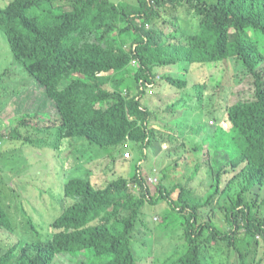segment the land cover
Here are the masks:
<instances>
[{"label":"trees","instance_id":"1","mask_svg":"<svg viewBox=\"0 0 264 264\" xmlns=\"http://www.w3.org/2000/svg\"><path fill=\"white\" fill-rule=\"evenodd\" d=\"M159 23H169L172 29L165 33ZM0 30L10 46L9 54L46 91L58 112L57 120L47 123L48 136L35 127L28 129L37 125L34 115L20 118L11 132H0L4 168L31 167L25 148L2 151L10 138L24 139L30 147H49L61 155L63 143L69 141L72 147L61 162L63 170L59 167L60 196H55L51 181L49 190L41 188L31 194L29 210L26 202L21 203L20 219L0 201V237L10 232L15 239L9 244L0 238V264H52L58 255L88 264H143L146 257H137L143 250L132 242L135 228L147 227L143 207L161 202L169 208L158 230L165 233V239L175 232L183 241L164 264H205L206 248L215 244L235 252L237 264H261L257 256L259 247L264 249V197L259 203L256 191L264 189V76L257 66L264 44V0H137L133 4L14 0L0 10ZM230 60L248 66L254 92L250 99H240L227 109L229 126L220 121L217 128L198 124L194 133L202 141L196 149L204 150L208 142L211 158L207 164L213 161V165L206 170L207 166L198 164L188 185L178 183L170 189L164 180L174 167L168 166L153 188L142 162L156 139L151 128L155 109L147 97L148 89L156 84L154 69L166 63L218 65ZM6 72L1 68L0 80ZM161 80L181 89L188 86L184 78L162 76ZM197 88L203 104L204 87ZM4 93L20 95L16 89H4ZM186 96L181 93L179 101L169 107L171 116L175 108H185ZM3 101L7 105L8 97ZM37 118L45 122L48 117ZM87 142L93 151L113 148L104 151L112 162L117 154L124 157L126 151L137 152L129 177L96 188L92 176L71 175L74 155L91 157L88 150L77 148ZM203 168L209 186L205 190L202 185L201 192L206 193L197 195L193 186ZM39 173L38 181L44 180V171ZM230 173L233 176L224 189L241 183L231 197L221 187L223 176ZM38 192L43 201L49 199L48 207L37 201ZM216 199L224 209L226 229L213 218L202 217L203 208L213 209ZM43 206L52 213L48 227L36 223ZM145 246L147 241L142 243ZM147 251L152 252L150 247Z\"/></svg>","mask_w":264,"mask_h":264},{"label":"rangeland","instance_id":"2","mask_svg":"<svg viewBox=\"0 0 264 264\" xmlns=\"http://www.w3.org/2000/svg\"><path fill=\"white\" fill-rule=\"evenodd\" d=\"M12 1L14 0H0V9L7 7ZM112 1L137 3V0ZM158 26L165 33H168L172 29L169 23H159ZM185 27H191L192 30L195 29V25L186 26L185 24ZM260 47L259 57L261 60L258 63L257 69L264 76V44ZM9 52L10 46L0 30V70L1 68L4 71L7 70L5 78L0 80V132H11L18 126V120L22 117L28 115L42 117L44 115L48 117L44 120L45 122H40L35 117V124L37 125H29L28 129L32 130L31 127H35L39 134L47 133L48 136L50 130V125L47 124L48 121H56L58 118L56 105L47 97L46 91L37 82L33 81L30 75L24 73L25 71L21 68V64H17ZM246 67L248 66L244 65L241 60H230L226 64L219 63L218 65L190 63L175 65L166 63L162 67L159 64L157 65L154 69L156 84L153 87L151 86L147 91V97L149 96L148 99L150 100L149 103L152 105L151 109H155L153 111L156 118L151 124V128L155 131L156 139L148 150V158L142 162L143 173L147 176L153 188L158 183L163 170L168 166L174 167L173 171L167 173L168 177L164 180V184L170 189L178 183L188 185L189 177L196 170L198 164L207 166L206 170L209 168L208 166L211 167L213 165V161L207 164L211 158L209 143H206L204 150H197L196 147H198L202 139L194 132L199 123L207 124L208 129L210 126L217 128L219 121L221 124L229 126L227 123V109L240 99H250L254 92V79L251 75H248L249 73ZM162 76H172L177 79L184 78L188 80V86L184 89L173 86L170 82L161 80ZM198 86L204 87L203 104L198 100ZM4 89H9V91L16 89L20 92V95H12L13 97L7 96L4 93ZM181 93L188 95L186 96L185 108L181 110L175 108L176 114L171 116L169 107L179 101ZM3 97H8L7 105L4 103ZM162 137H166L165 142H162L164 140ZM23 141L24 139L10 138L2 146V151L5 153V151L25 148L24 152L29 154V164L31 167L28 164H24L22 167H15L16 164H14V167L4 168L3 157L0 156V201L17 219H20L19 214H21V211L19 208L21 203L26 202L27 210H29L30 203L28 204V202L30 201L31 194L36 193L41 188L45 191L49 190L51 188V181L54 182L52 189L55 196H60L62 188L60 178L62 175L60 173L59 163H63L66 153L72 151L70 150L72 147L70 148L69 141L63 143L62 155L58 151H52L49 147L27 146ZM75 143H79V141ZM77 148L88 150L87 153H91V157L93 158L89 157L87 159L84 156L82 159H79L78 156L74 155L70 162V165L74 167L71 175L79 178H89V176H92L91 180L95 183L96 188L107 186L108 183L120 177L128 178L135 161L134 154L138 156L137 152L132 151V153H128L126 151L124 157H120L117 154L116 161L112 162L110 158L104 156L106 155L105 152L108 153L113 148H106L104 149L105 152L97 149L93 151L88 142L85 145H81V147L77 146ZM212 156H214V153ZM204 169L201 170L203 173L200 172L199 182H195L196 184L193 186L197 195L206 193L201 192L203 189H201L202 185L205 186V190L209 186L208 176L206 175L207 171H204ZM43 171L44 180L41 179L38 181L40 177L39 172ZM231 176H233V173H230L229 176H223L221 184L223 189ZM33 177H36L37 181ZM242 182L244 183V180ZM240 184L238 182L231 189L224 190L228 194L230 193L229 196L231 197V192L239 188ZM132 188L136 191V187ZM256 192L259 194L257 200L260 203L264 197V189L257 190ZM39 199L41 198L38 192L37 201L46 204L48 207L49 199L45 198L47 201ZM47 207L43 206L42 210L37 212L38 219L36 221V223H42L46 227L49 226L52 218V213ZM211 207L203 208L202 217L205 220L213 218L221 229H226L228 225L226 226V221L224 220V209L218 207L217 199L214 202V208L211 209ZM168 208L169 205L166 202H161L158 205H149L142 209V217L147 223V227L144 225L136 226V236L132 242L134 243L135 241L134 245L136 248L143 250L137 253L138 258L146 257L143 264H164L167 258L180 249L179 244L183 241H180L181 238L177 233L173 232L171 237L165 239V233L158 230L159 222L166 215ZM27 228L33 229L30 226ZM0 238L9 244L15 241L14 234L11 236L10 232L2 234ZM146 241L148 246L142 247V243ZM148 242H153V245ZM149 247L152 252H145ZM258 250L257 258L261 259V264H264V249L260 246ZM206 253L207 256L204 255L206 259L205 264H237V254L223 244H215L207 247ZM52 264H88V262L74 260L69 255H58Z\"/></svg>","mask_w":264,"mask_h":264},{"label":"clouds","instance_id":"3","mask_svg":"<svg viewBox=\"0 0 264 264\" xmlns=\"http://www.w3.org/2000/svg\"><path fill=\"white\" fill-rule=\"evenodd\" d=\"M1 10V9H0ZM4 36V35H3ZM5 38V37H4ZM6 40V39H5ZM154 86V85H153ZM152 86V87H153ZM163 142H165V141H163ZM129 156V155H128ZM60 164V166H61V171L63 170V166L61 165V163H59Z\"/></svg>","mask_w":264,"mask_h":264}]
</instances>
